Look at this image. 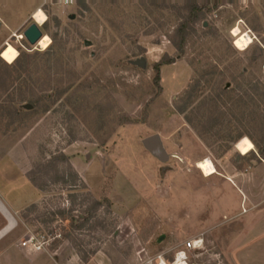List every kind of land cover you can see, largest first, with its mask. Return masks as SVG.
<instances>
[{
  "label": "rangeland",
  "instance_id": "374dc122",
  "mask_svg": "<svg viewBox=\"0 0 264 264\" xmlns=\"http://www.w3.org/2000/svg\"><path fill=\"white\" fill-rule=\"evenodd\" d=\"M71 1L0 0V264H264V0Z\"/></svg>",
  "mask_w": 264,
  "mask_h": 264
},
{
  "label": "crops",
  "instance_id": "0c3cea01",
  "mask_svg": "<svg viewBox=\"0 0 264 264\" xmlns=\"http://www.w3.org/2000/svg\"><path fill=\"white\" fill-rule=\"evenodd\" d=\"M234 180H235V184L241 186L243 185V183H245L243 188L249 191L251 190L253 181H256L255 182L256 185H258L259 188L264 191V164L258 165L255 173L251 175H245L242 173L239 175L237 174ZM231 182L233 183V181ZM244 197L246 201L247 200L250 201L251 205L253 202H256L254 198H251V196L248 194V191L247 192L245 191ZM18 214H19L18 207L13 205L8 200L7 196L0 190V242H2L6 237H8L18 227ZM263 221L261 220V224L263 223ZM17 253L18 251L16 249H12L9 251L7 250L2 255L3 258L6 260V263L12 264V260L14 259L15 256L14 254Z\"/></svg>",
  "mask_w": 264,
  "mask_h": 264
},
{
  "label": "water",
  "instance_id": "95a60500",
  "mask_svg": "<svg viewBox=\"0 0 264 264\" xmlns=\"http://www.w3.org/2000/svg\"><path fill=\"white\" fill-rule=\"evenodd\" d=\"M71 19L73 20L75 19V17L72 16ZM23 36L30 45L34 46L42 39L43 33L40 27L36 23H34L29 26V28L24 32ZM29 108H31V106H28V109ZM143 143L145 148L154 157L163 162L168 160L169 156L163 146L162 140L159 135L150 136L146 138Z\"/></svg>",
  "mask_w": 264,
  "mask_h": 264
},
{
  "label": "built area",
  "instance_id": "2783aa9c",
  "mask_svg": "<svg viewBox=\"0 0 264 264\" xmlns=\"http://www.w3.org/2000/svg\"><path fill=\"white\" fill-rule=\"evenodd\" d=\"M66 4L70 5V4H72V1L71 0H66ZM203 243H204V240L202 238H198L196 240H191V241L187 242V244H186L187 248L186 249L187 250H192V249H196V247L197 248H201L203 246ZM22 247L25 248L28 251H31V252H40L43 249V245L35 243V239L33 237H31V238H29V240L23 242L22 243ZM180 254L181 253H179L177 255V257ZM177 257H176V261H177ZM158 260H159V264H163V262H164L163 257H159ZM154 262H155V259L148 261L147 264H154Z\"/></svg>",
  "mask_w": 264,
  "mask_h": 264
},
{
  "label": "trees",
  "instance_id": "16d2710c",
  "mask_svg": "<svg viewBox=\"0 0 264 264\" xmlns=\"http://www.w3.org/2000/svg\"><path fill=\"white\" fill-rule=\"evenodd\" d=\"M196 17H197V16H195L194 13H193L192 19H197ZM186 29H187L186 25H182V26L180 27V29H179V32H178V35H180V36L182 37V40H183V41L185 40V37H186V35H187ZM48 45L50 46V43H49ZM175 45H176V47H177L178 50H182V46H181L180 44H179V45L175 44ZM49 46H48V47H49ZM8 49H9V45L6 44V47L1 51L0 56H1V58H2L7 64H10V65H11V64H13L14 62H16V60L18 59L19 53H18V51L15 49V50H16V53H17L16 58H15V60H14L12 63H9V62H7V61L3 58L4 53H5ZM169 64H170L169 62L161 61V62L157 63V64L154 66L155 69H156V72H157V75H156V77H155V84H156L158 87H160V81H161V79H160V69H161L162 66H164V65H169Z\"/></svg>",
  "mask_w": 264,
  "mask_h": 264
},
{
  "label": "bare ground",
  "instance_id": "6f19581e",
  "mask_svg": "<svg viewBox=\"0 0 264 264\" xmlns=\"http://www.w3.org/2000/svg\"><path fill=\"white\" fill-rule=\"evenodd\" d=\"M33 19L37 22H35L39 27L40 26H42V25H44L45 24V22H46V20H47V18H46V16L44 15V13H43V11H42V9L41 8H38V9H36V11H35V13L33 14ZM44 37V36H43ZM42 37V38H43ZM245 38H246V40L250 43V46L252 45V43H251V40L247 37V36H245ZM41 42L40 43H38V45L40 44V45H45L46 43H47V39L45 38V39H42V40H40ZM235 146H237V145H235ZM185 256L183 255V254H181L180 256H179V259L174 263V264H188L187 262H186V260H185V258H184ZM163 264H164V262H163Z\"/></svg>",
  "mask_w": 264,
  "mask_h": 264
}]
</instances>
